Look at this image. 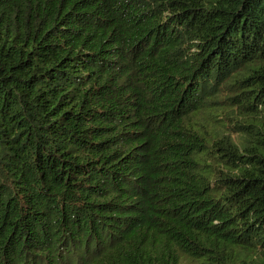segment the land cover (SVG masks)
<instances>
[{
	"label": "trees",
	"instance_id": "16d2710c",
	"mask_svg": "<svg viewBox=\"0 0 264 264\" xmlns=\"http://www.w3.org/2000/svg\"><path fill=\"white\" fill-rule=\"evenodd\" d=\"M183 257L264 264V0H0V264Z\"/></svg>",
	"mask_w": 264,
	"mask_h": 264
},
{
	"label": "rangeland",
	"instance_id": "374dc122",
	"mask_svg": "<svg viewBox=\"0 0 264 264\" xmlns=\"http://www.w3.org/2000/svg\"><path fill=\"white\" fill-rule=\"evenodd\" d=\"M229 113L223 114V115H219L217 117H215V122H217L218 124H225L222 129L228 132H231L234 128V126L237 125V122L230 119L229 117ZM233 137L236 138L237 140L240 139V135L238 133H233ZM181 264H203L201 262H199L198 260H192L188 257H183L181 258ZM242 264H255L253 263V261H246L245 263Z\"/></svg>",
	"mask_w": 264,
	"mask_h": 264
}]
</instances>
